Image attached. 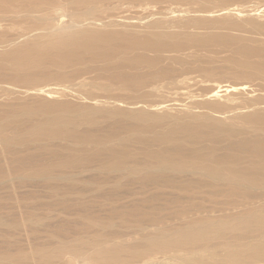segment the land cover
<instances>
[{"label": "bare ground", "instance_id": "bare-ground-1", "mask_svg": "<svg viewBox=\"0 0 264 264\" xmlns=\"http://www.w3.org/2000/svg\"><path fill=\"white\" fill-rule=\"evenodd\" d=\"M104 1L116 0H0L2 20L24 11L40 25L12 32L0 22V210L15 207L0 213V264H164L168 252L179 264H264V9L241 18L244 9L208 10L209 0H141L134 17L117 4L105 17L37 19L89 4L91 14ZM191 47L228 51L226 68L176 53ZM193 70L211 78L199 93ZM84 75L93 80L67 85ZM46 81L58 87H36ZM165 88L191 97L182 113L146 104ZM24 228L47 237L26 250Z\"/></svg>", "mask_w": 264, "mask_h": 264}, {"label": "rangeland", "instance_id": "rangeland-1", "mask_svg": "<svg viewBox=\"0 0 264 264\" xmlns=\"http://www.w3.org/2000/svg\"><path fill=\"white\" fill-rule=\"evenodd\" d=\"M141 0H123V2H122V0H121V2H120V0H116V1H112V3H111V1H104L103 3H104V5H103V3L102 2H97V3H94L95 5H103L104 6V8L103 9H101V6H99V7H96L95 5H94V9H95V12H93L92 11V13L90 14L89 12H91V10H93V6H92V4H89V7H88V5H86V6H84V8H88L87 9V11H85L83 8H81V10H74L75 11V13H73V16H72V12L71 11H73V9H70V11L68 10V11H63L64 12V14H63V12H61V13H59V12H54V13H52V14H54V15H52V17H54L55 16V14H56V17L53 19V18H51L50 17V15H48V16H46L47 18L49 17V19H48V21H46L47 20V18L46 19H44V16H43V19L42 18H39V17H42V15H40L39 13H37V15H39V17L37 18V15L35 14V16L33 15V17H35V18H37V19H40V20H44L45 21V23H49L50 24V26H53L54 24L56 25L57 24V22L59 21V19L61 18V16H60V18H58L59 16H57L58 14L59 15H62L63 17L60 19V20H62V21H69V20H72V19H74V16L76 15V13H79V15H81V16H85V17H89V15H90V17H98V16H100V17H102L103 15L101 14V13H103V14H106L105 16H109V15H111V14H115L116 12L110 7V6H117V4L119 5V7L120 6H123V8H124V6L126 7L127 5H129V7H128V9H129V12L127 11L128 9H122L121 7V10L122 11H124L125 12V10H126V12L124 13H120V15H123V14H127L128 13V15L127 16H129V15H132L133 17L136 15V16H138L137 14L140 12V11H138V10H142L144 7L146 8V6L149 4L150 5V7H152L151 5H153V7H155V9H160V7L162 8H164V7H167L169 4L170 5H172L173 7H177V6H181V5H186V6H189V5H191L192 7L194 6V7H197V6H200V5H198V4H202V6H203V3H204V1L205 0H203V2H201L200 3V0H161V1H158V3L156 4V2H155V4H153L152 2L151 3H147V1H145V5L143 4L142 5V3H144V2H140ZM202 1V0H201ZM131 2V3H130ZM160 2V3H159ZM206 2V1H205ZM211 1L209 0V2L207 1L206 3V9H208V10H218V9H220V8H229V9H235L234 10V13H237L236 11H240V10H243V12H242V16L243 17H241V18H245L244 16H246L248 13H250L251 14V9H258V11L259 12H262V10L264 9V0H228V1H226V2H221V0H213L212 1V3H210ZM214 2V3H213ZM16 3H18V1H16L15 3H14V5L13 6H15V4ZM106 3V4H105ZM120 3L122 4V5H120ZM141 4V6L140 7H142V9H140V7H138L140 4ZM164 3V4H163ZM165 3H166V5H165ZM194 3V4H193ZM208 3H210V4H208ZM221 3V4H220ZM244 3V4H243ZM116 4V5H115ZM124 4V5H123ZM159 4V5H158ZM242 4V5H241ZM92 6V8H91V6ZM134 6V8H133V6ZM138 5V6H137ZM148 5V6H149ZM155 5V6H154ZM158 5V8L156 7ZM208 5V6H207ZM16 6H17V4H16ZM113 6V7H114ZM131 6H132V9H131ZM135 6H137V7H135ZM231 6V7H230ZM236 6V7H235ZM201 7V6H200ZM234 7V8H233ZM239 7V9L237 10V8ZM256 7V8H255ZM112 10H111V9ZM120 8H119V10H118V12H120ZM137 8V9H136ZM139 8V9H138ZM205 8V7H204ZM98 9V10H97ZM103 11H101V10ZM88 10H89V12H88ZM131 10V11H130ZM77 11V12H76ZM83 13V11H84V14H82L81 12ZM264 11V10H263ZM24 11H22L21 12V14L23 13ZM33 12V11H32ZM85 12H87V14L85 13ZM101 12V13H100ZM106 12V13H105ZM25 13V12H24ZM24 13H23V16H25L26 15V13H25V15H24ZM28 13H29V11H28ZM99 13V14H98ZM142 13V11L140 12V14ZM20 14V13H19ZM19 14L17 15V17L16 18H19L18 16H19ZM20 14V18H22L21 19V21L19 20V19H13V17H15L13 14H11L10 15V21H9V19L7 20L6 18H7V16H9V14L7 15H5L4 14V16L5 17H3V20H2V17H0L1 18V20L2 21H0V22H3L4 21V18L7 20V22H5L4 21V24L3 23H1V24H3L4 26H5V28H6V25H7V28H9L10 27V25L9 24H12L11 25V28H12V26L14 27L15 26V28L17 27L18 28V26L16 25V23L15 22H17V24H19V29L21 30L22 28V32H26L27 31V29L29 30L30 29V27L33 29H35V27H39L40 25H38V24H36V22H34V20H33V22L35 23H33L34 24V26L33 25H30L31 23H32V16H31V18L29 17L30 15H31V12L28 14L29 16H25V18L24 17H22V15ZM71 14V15H70ZM139 14V15H140ZM244 14V15H243ZM0 15H2L3 16V14H0ZM65 15H66V18H65ZM261 15H263L260 19H263L264 20V13L262 12L261 13ZM13 16V17H12ZM71 16V19H69V17ZM81 16H80V18H81ZM105 16H103V17H105ZM77 17V16H76ZM9 18V17H8ZM13 19V21H12V19ZM26 18H28L27 20H26ZM50 18H51V21H50ZM56 18H58V19H56ZM78 18V17H77ZM84 17H82L81 19H83ZM110 18H114V17H109V18H105V20H107V19H110ZM118 18H120V17H118ZM69 19V20H68ZM17 20V21H16ZM24 20V21H23ZM26 20V21H25ZM28 20H30V24H29V21ZM52 20H54L53 22H55L56 21V23H51L52 22ZM77 20V19H76ZM120 20V19H119ZM43 21V22H44ZM11 22V23H10ZM12 22H14V23H12ZM19 22V23H18ZM42 22V21H41ZM42 22V23H43ZM5 23H6V25H5ZM7 23H9V24H7ZM0 24V25H1ZM15 24V25H14ZM53 24V25H52ZM2 25V26H3ZM30 25V26H29ZM35 25H37V26H35ZM33 26V27H32ZM42 26V25H41ZM24 27H25V29H24ZM37 27V28H38ZM10 28V29H11ZM13 29L12 30V32L14 31V30H16L17 31V28L16 29ZM23 30H25V31H23ZM21 31H19L18 30V32H21ZM10 34V32H7V33H5L6 35L7 34ZM8 34V35H9ZM6 35H4L3 37V39H8V38H11V36H6ZM6 37V38H5ZM6 48V47H5ZM4 48V49H5ZM217 50V51H216ZM216 51V52H215ZM177 54H179V55H181L182 57H185V58H187L188 60H189V62L190 63H193V65L195 66V65H197V62H196V60L198 59V58H195V56H199V57H203V64L204 65H207V58L208 57H214L215 59H213V61H211V63H212V66L214 65V67H217V69L218 70H224L226 67V65H227V61H226V59H227V57H228V54H229V52L228 51H222V50H219V49H213V48H203V49H200V50H198V51H196L195 52V49L194 48H188V49H185V50H182V51H180V52H176ZM169 54V53H168ZM171 54V53H170ZM216 54V55H215ZM218 56V57H217ZM225 57H226V59H225ZM217 61V62H216ZM226 62V63H225ZM202 65V64H201ZM220 66V67H219ZM224 66V67H223ZM191 74V75H190ZM186 76H189V77H194L195 78V80H197L198 81V84H196V85H193V86H190V90H192V91H195V92H197V93H199V92H201L202 90H205L206 89V83H208V82H210V80H211V78L210 77H207L203 72H201V71H199V70H193L192 72H190V73H187L186 74ZM201 77V78H200ZM226 78V79H225ZM1 79L3 80V77H1ZM0 79V83L2 82V80ZM87 79V80H86ZM219 79H221V80H227V81H232V82H236V81H238V82H244V81H248V82H250V83H252V84H258L259 82H261V80L260 79H255V80H253V81H249V80H242V79H237V78H234V77H222V78H219ZM78 80H80L81 81V83L83 82H86L87 83V81L89 80V81H91V80H93V78H92V76H89V75H84V77L82 76V77H80V78H78L76 81H73V82H71V83H67V85L69 86L70 84H71V86L73 87L74 86V88L73 89H76L75 88V86L77 87V89L79 88L78 86L80 85V81H79V83H78ZM4 82L6 81V83H8V79L7 80H3ZM10 81V80H9ZM207 81V82H206ZM4 82H2V84L4 83ZM51 82V83H50ZM77 82V83H76ZM204 82V83H203ZM55 82L54 81H46V82H43V83H41V85H38V86H36L37 88L38 87H45V88H48V87H52L53 86V84H54ZM75 83V84H74ZM201 83H203V85L201 84ZM52 84V85H51ZM4 85V84H3ZM48 85H50V86H48ZM78 85V86H77ZM2 85L0 84V87H1ZM70 86V88H72ZM81 86H83V84L82 85H80V88H81ZM53 87H58V86H56V85H54ZM176 90V91H175ZM179 90V91H178ZM170 91V92H169ZM181 92H182V89L180 90V89H164V91L162 90V91H160V92H158L156 95H151V97H148L147 99H146V101H147V103L146 104H150V105H154V104H160V103H162V102H165V103H163L164 105H168V107L167 108H164V109H160L159 111L160 112H162V111H165V112H168V113H171V114H179V113H182V111L185 109V105H186V103H188L190 100H191V97H189L188 95H184V94H181ZM94 93L96 94V95H98V94H100L99 93V90L97 89V91H95V89H94ZM168 94V95H167ZM170 94V95H169ZM0 95H2V97L4 98V97H6L7 95H6V93L5 92H0ZM57 95V94H56ZM26 96V97H25ZM33 96L34 95H21V96H18L17 98V100L18 101H24V100H30V99H32L33 98ZM185 96V97H184ZM57 99H62V100H64V99H68V100H73V101H83V100H81V99H79L77 96H75V94L74 95H68L67 97L66 96H60V95H57V97H56ZM75 98V99H74ZM79 99V100H78ZM163 99V100H162ZM188 100V101H187ZM163 104H161V106L163 105ZM184 106V107H183ZM175 111V112H174ZM38 190V193L41 195V199H44V197H46V195H47V191L45 190V189H37ZM20 193V192H19ZM3 194H5V192L3 191ZM89 198H91V196L89 197ZM163 202H160L159 204H162ZM15 204H16V200H15ZM14 203H12V202H10V204L9 205H15ZM15 206H17V204L15 205ZM97 205L95 204V207H96ZM45 207V206H44ZM94 207V208H95ZM13 208H15V207H11V206H7V208H5L4 210H0V213H2V214H6L7 212H8V210L9 209H13ZM20 208V207H19ZM22 208V211H23V214H24V207H21ZM95 209H97V210H99L98 212L99 213H101L102 215H104V213H105V208L102 210H100V207H96ZM176 209H178V205H174V207H172L171 209H167V210H165L164 211V214H166L167 216L168 215H170L171 214V212L172 211H174V210H176ZM20 210V209H19ZM18 210V206L16 207V209H15V211L13 212V211H11V213L12 214H14L13 216H15V217H17V218H20V212L21 211H19ZM45 210H44V208L43 207H39V209H37V212H38V215L39 216H41V217H43L44 215H47V214H44V213H48V215H50L51 216V219H59L57 216L58 215H61V216H64L65 215V213H62V212H60V211H58V210H50V211H48V212H44ZM56 213V214H55ZM170 222V221H169ZM173 222V221H172ZM175 223V222H174ZM1 229V228H0ZM1 231V233H0V247L2 248V249H4L6 246H5V243H4V239H5V234H4V230L3 229H1L0 230ZM3 236V237H2ZM29 236V237H28ZM21 237V239H19ZM46 237H47V233H45V232H43V231H40L39 233H38V235H37V239H36V237L35 236H33V235H30V234H28V231L24 228V229H22L19 233H18V235H17V240H18V242H19V246L21 245L24 249H26V250H31L32 248L31 247H34V245L36 244V243H41V242H43V238L44 239H46ZM132 238H130V237H128V240L130 241ZM27 240H28V242H27ZM28 244L29 245H31V246H29L28 247ZM17 246H18V244H17ZM17 246L16 245H13L12 247H10L11 248V250H15V247L17 248ZM4 247V248H3ZM169 253V254H168ZM168 253H165L164 254V256L163 255H161V254H158L159 256V258H165L164 260H163V262H161V263H166L167 262V264L169 263V264H175L176 262H177V260H179L180 262H178V263H176V264H179V263H181V261L183 260V259H180V258H178L176 255V253L174 254L173 252L171 253V252H168ZM171 253V254H170ZM168 255H170L169 257H168ZM173 255V256H172ZM174 256H176L175 258H174ZM167 259V260H166ZM170 259V260H169ZM173 259V260H172ZM171 263H170V262ZM164 263V264H165ZM182 263H186L185 262V260L184 261H182ZM195 264V263H194Z\"/></svg>", "mask_w": 264, "mask_h": 264}]
</instances>
